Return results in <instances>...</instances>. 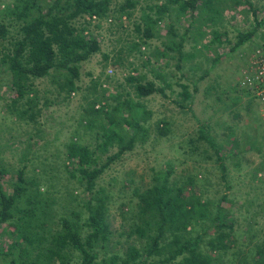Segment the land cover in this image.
I'll list each match as a JSON object with an SVG mask.
<instances>
[{
  "label": "trees",
  "instance_id": "16d2710c",
  "mask_svg": "<svg viewBox=\"0 0 264 264\" xmlns=\"http://www.w3.org/2000/svg\"><path fill=\"white\" fill-rule=\"evenodd\" d=\"M136 4L134 0L117 5H112V0H14L0 12V92L2 88L9 95L6 98L0 95L6 117L0 125L10 122L11 129L17 132L22 131L21 126L30 128L24 131L27 140L12 149V158L18 166L14 180L2 166L0 157V264H221L232 250L233 223L226 222L220 205L188 193L185 189L193 183L190 178L185 187L171 186L170 169L154 173L149 187L135 189L136 208L126 240L134 239L126 241L122 252L108 250L120 243L111 244L108 195L104 189L96 188V181L111 163L132 150L136 142L147 138L144 123L149 112L130 98L103 94L100 100L90 101L80 124L93 131L95 146L81 145L74 139L63 145L62 169L87 196L75 203L78 209L68 206L53 221L50 212L54 201L41 191V180L26 174L28 166L42 159L40 151H45L43 147L47 145V141L42 142L45 132L38 118L43 108L56 101L43 98L40 104L38 82L48 78L57 88L56 97L65 93L64 100L77 92L80 64L101 52V39L95 31L104 29L105 36H115L122 28V20H131ZM172 6L176 7V21L183 18L187 26L177 45L166 44L164 50L150 55L149 41L159 37L157 28L162 21L171 20ZM245 7L253 6L249 0H165L147 5L154 12L142 14L139 23L133 24L140 36L130 43L129 51H137L139 57L146 58V63L158 58L171 60L168 51L176 52V70L180 71L186 36L194 38L196 47L204 36L203 30L211 26L213 43L222 44L225 33L219 31V24L224 11H243ZM252 10L257 16V11ZM256 24V28L264 27V19ZM174 27L168 23V35L176 34ZM252 36L253 32L239 33L232 51ZM102 57L108 61L107 54L102 53ZM111 64L114 66L116 62ZM132 70L137 74L136 68ZM157 78L163 82V88L145 81L140 74L129 75L126 81L134 97L140 100L155 93L164 95V88L170 84L162 75ZM186 90L182 86L184 99H189ZM107 99L112 102L105 104ZM98 101L102 103L96 104ZM155 129L157 136L167 135L164 125L157 124ZM110 148H116V153L105 157V162L98 166L99 159ZM217 156L223 180L226 169L222 156L219 153ZM43 158L42 163L48 160L46 155ZM68 197L78 201L72 193ZM197 227L201 229L199 234L195 233ZM248 229L240 255L230 264H264V224L251 221Z\"/></svg>",
  "mask_w": 264,
  "mask_h": 264
},
{
  "label": "rangeland",
  "instance_id": "374dc122",
  "mask_svg": "<svg viewBox=\"0 0 264 264\" xmlns=\"http://www.w3.org/2000/svg\"><path fill=\"white\" fill-rule=\"evenodd\" d=\"M13 1L0 0V12ZM125 1L112 0V5ZM134 1L137 4L131 20H122V28L119 27L115 36H105L104 29L95 31L101 39V52L80 64L77 92L64 100L65 93L56 97L57 88L50 84L48 78L38 82L40 104H43V98L56 101L43 108L38 118L45 132L42 142L47 141V145L42 147L46 152L40 151L42 159L28 166L26 174L41 180V191L54 201L51 202L50 212L53 221L62 216L68 206L78 209L75 203L86 200L87 196L83 195V188H79L75 180L69 179L62 169L65 155L63 145L74 139L81 145L95 146L93 131L86 130L80 124L83 110L90 101L100 100L103 94L105 97L112 94L120 95L123 99L130 98L134 103H141L143 110L149 112L144 123L147 138L144 142H136L132 150L111 163L96 181V188L104 189L108 195L111 244L116 241L120 243L115 248L109 246L108 250L119 252L120 249L122 252L126 241L134 239L126 240L136 208L135 189L149 187L154 173L170 169L171 186L185 187L188 178L192 179V185L185 190L203 201L219 204L226 222L233 223L232 250L221 262L230 264L241 253V245L248 236V224L251 221L264 224V107L247 95L241 85V71L245 70L253 48L264 46V28H256L257 21L264 19V0H249L252 9L258 10L257 16L246 7L243 11H224L219 24V31L225 33L222 34V44L213 43L211 26L203 30L204 36L196 47L194 38L186 36L182 49L185 59L179 63L180 71L176 70V52L168 51V55L173 57L171 60L158 58V61L150 59L146 63V58L139 57L137 51H129L130 43L140 36L133 24L139 23L142 14H153L154 11L147 9V5L161 4L165 0ZM170 9L171 20L162 21L157 28L159 37L149 41L147 51L150 55L164 50L166 44L173 47L177 45L187 26L183 18L176 21V7ZM168 23L175 26V35L167 34ZM248 32H253L252 37L262 43L259 45L256 40L250 39L232 51L238 34ZM102 53L109 56L107 62ZM114 61L116 64L113 66L111 63ZM133 68L138 70L137 74L132 72ZM139 74L145 77V81L154 82L158 88L164 87L163 82L157 78V75H162L170 87L164 88V95L155 93L137 100L126 78ZM182 86H186L189 99H184ZM5 93V89L1 88L0 95L4 94L6 98L9 95ZM105 102L110 104L112 100L107 99ZM3 105L4 102L0 101V121L5 117ZM157 124L166 127V136H157ZM11 125L10 122L0 125V157L2 166L8 170L10 179L14 180L18 166L12 158V149L27 140L24 131L30 128L21 126L19 129L22 131L17 132L11 129ZM116 151V148H110L101 156L98 166L105 162V157ZM217 153L222 156V164L226 169L223 180L220 179ZM45 155L48 160L42 163ZM71 193L78 201L70 200L68 196ZM254 213L256 215L252 218ZM250 229H253V225ZM195 233H201L200 227L195 228Z\"/></svg>",
  "mask_w": 264,
  "mask_h": 264
},
{
  "label": "built area",
  "instance_id": "2783aa9c",
  "mask_svg": "<svg viewBox=\"0 0 264 264\" xmlns=\"http://www.w3.org/2000/svg\"><path fill=\"white\" fill-rule=\"evenodd\" d=\"M242 76L241 85L246 93L264 107V48H257L252 53Z\"/></svg>",
  "mask_w": 264,
  "mask_h": 264
},
{
  "label": "crops",
  "instance_id": "0c3cea01",
  "mask_svg": "<svg viewBox=\"0 0 264 264\" xmlns=\"http://www.w3.org/2000/svg\"><path fill=\"white\" fill-rule=\"evenodd\" d=\"M254 10L257 11V15H258V13H259L258 10H257L256 8H254ZM260 20H263V19L261 18ZM261 28H262V27H261ZM261 28H260V29H261ZM263 28H264V27H263ZM263 28H262V29H263ZM253 37H254V36H253ZM253 37L250 38V39L256 40V42L259 43V45L262 43L261 41L255 39V38H253ZM250 39H249V40H250ZM263 43H264V42H263ZM262 45H264V44H262ZM261 47L264 48V46H261ZM257 48H260V47H259V46H255V48H253V50L255 51ZM254 51H253V52H254ZM253 52H252V53H253ZM251 55H252V54H251ZM250 57H251V56H250ZM249 60H250V59H249ZM248 63H249V61H248ZM247 65H248V64H247ZM247 65H246V67H247ZM246 67H245V68H246ZM245 68H244V69H245ZM241 72H243V71H241ZM255 231H257V230H255Z\"/></svg>",
  "mask_w": 264,
  "mask_h": 264
}]
</instances>
